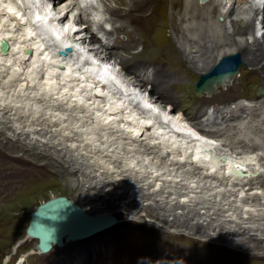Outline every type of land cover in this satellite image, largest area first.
Returning <instances> with one entry per match:
<instances>
[{
  "label": "bare ground",
  "instance_id": "obj_1",
  "mask_svg": "<svg viewBox=\"0 0 264 264\" xmlns=\"http://www.w3.org/2000/svg\"><path fill=\"white\" fill-rule=\"evenodd\" d=\"M36 1L39 0H0V40L5 39L9 44V49L5 52V54L0 53V110L5 111L4 113L5 115H7V119L12 115V117H10L11 122L12 120L16 121L17 123L18 121H20L21 123L26 122L25 124H23V126L25 125L26 127L29 123L32 124L33 126H35L36 124L35 127H39L37 125H39L40 123L41 126L46 125L48 127L51 126V128L52 126H55L56 128L59 127L57 134L60 135V138L63 141L66 140L67 142L68 141L67 139H69L70 143L66 144L65 146L68 145V148L71 150L75 148L74 150L78 152L80 151V153L81 151L89 152L90 150H94L95 146L98 145V147L100 148V151L99 148L97 149V151L100 152V155L98 156H101L102 154L103 155L100 157V161H98L99 163L98 164L95 163V167L97 166L98 167L96 168V170L93 171L94 173L92 172L91 173L95 177L102 174L108 175L107 176L108 179H106L107 178L106 176L103 179V182L107 180L106 182H108L107 183L108 186H101V185L97 186L96 183L99 181L91 177V180H86V182L88 183V185H90L91 183H94V185L93 186L90 185L91 188H89L88 190V188H86V182L84 183L82 181H78L77 179H73L72 177H69L68 179L66 178L67 180L64 181L66 187L69 188L71 186L74 187V184L76 186L78 182H80V188L81 189L83 188L82 191L84 190L85 192L83 193V196L81 198V200L83 199L82 203L77 202L73 199H69V200L72 203L76 204L78 207H80L83 210V212H85L87 215H91V216L103 215L109 213L107 212V210H105V208H108L109 206H113V204L116 202L118 205L127 208V210H129V213L133 214L132 216H134L135 214L141 216L137 213L138 211L143 210L145 212V215L150 216L155 220L162 221L165 224H167V226H165L166 228L174 226L176 228H181V230L183 231H187L188 233H190V235L194 234L198 236H204L209 239L212 238L213 241L211 240L209 241V239H206L203 240L204 242L202 243L208 246L209 244L214 245L217 249V251L215 252H217V254L220 255L226 252L234 251L236 254L240 255L241 257H246V255L249 254V251H253L254 249L257 252L259 250H263V247H261L259 243L264 241V236L261 237V235H264V226H261L262 224H264V221L263 223L259 222L258 224L260 225H256L255 216L257 215L254 214V211L252 210L243 211V208H241V211L243 212L240 211V213L234 212L233 209L232 210L233 212L230 214L227 213L220 214L223 211L226 212L227 210H231L232 207L231 208L230 206L225 207V205H227L228 203L225 205L218 203L219 200L217 198L216 199L218 201L213 202L215 201V199H213L212 201V199L208 198L207 196L206 197L203 195L192 196L189 194L190 189L186 190L187 188L186 186H185V190H186L185 191L180 188L181 186L179 187L180 189H178V187L176 188L175 187L176 184L175 186H173V184L169 185L168 183H166L167 186H165V183L164 184L162 183L161 184L162 187L159 188L158 191H156L155 190L156 183L152 185L151 182L148 181V177H146V173L144 175L145 178L143 179L138 178V176L137 178L134 179L132 178V176L129 175L127 170L130 166H132L131 163H129V161L130 162L133 161L131 160L127 161L126 157H128V155H126V157L122 156V154L118 153L117 151V149L118 150L120 149L119 152L122 151L124 155L127 153L129 154L131 151L135 152L136 150H137L136 152H142V154H145L148 157H150L152 154L157 158V160L160 159L161 161L167 162L168 166H171V168L169 167V170L173 171V173L174 171L175 173L180 172V174L183 172H190L191 171L190 169L186 168L187 170H185V166L186 165L190 166L192 164L194 168L193 169L191 168L192 172H190L191 174L189 176H192L194 178L197 177V180L204 179L205 181V179H210V182L212 181L215 182L216 180V183L217 181H219V184L224 185V187H226V185L228 184H229L228 186L237 185L238 187L241 183H243L241 185L245 186L246 184H248L249 186L247 187L248 189H256V191L253 190L254 192H251V194L248 193L250 195H248L247 193L241 195L242 187H240V189H236V188L234 190L230 189L231 195H234L236 197V199L233 198L234 200H239L241 202H244L249 199H258L260 195L263 197L264 183H262V181H257L259 177L264 175V161L262 160V157L260 159L262 160L261 164H259V161L257 160L259 154L255 156L242 154L243 157L235 159L231 157V155H226L220 152L216 153L215 145L217 144H215L214 139L211 136H216V133H218L220 130L206 131L202 129L201 131H205L203 134L198 130H196L193 126H191L190 123L185 121V119L180 113L175 112V108H176L175 105H171L170 107L169 103H167L168 105L164 106L162 111L156 112V110L152 108L150 104V102L152 101L154 102L158 101L160 103L163 102L164 100L160 99L157 92L158 90L167 92L168 87L170 86L171 83L169 81L164 80L166 78V75L164 74V72H161L162 70L160 71V67L156 66L161 64L164 65V60L173 58L176 62L175 66L173 67V72H176L175 74L180 73V77H182L181 74L184 73V76L190 75V71H192L188 68L189 66L183 69L184 67L182 63L183 57L189 62L193 71L200 70V74H204L214 64L220 61L223 58L222 56L224 54L228 55L229 53L232 54V52H234L235 49H233L232 51L226 50L223 53L219 51L214 55L212 53V50L215 47H217V45L216 44L215 45L213 44L214 46L212 45L213 40L211 36L207 33V30L205 29L208 21L211 20L210 15L214 14V12L217 11L215 8L217 7V5L221 3V0H207V2L210 3V8H211L210 10L207 9L206 7L207 2L205 0H201L202 1L201 4L199 3V0H197V2H194V0H183V1L182 0H47L51 5V10H46V9L35 10V7L33 8L32 4L33 5L36 3L38 4V2ZM228 1H231V6L228 7L227 11L224 13V18L225 16H228L229 14H233L234 12H237L238 15L241 14L245 15V17L240 18V20L231 18L228 21L225 20V23L222 24L217 23V25L221 26L226 32L228 31V29H230L233 26V23L237 24L238 23L237 21L242 22L244 19H246L245 27H250L251 30L249 32H251L254 27L253 24H254V20L256 19L255 18L256 15H258L261 11L262 12L264 11V0H228ZM160 3H163L164 6L160 5ZM243 5H246L247 7L243 8ZM165 8L170 9V14H172V17H174L173 12L176 9L179 8L180 10H182L183 13L182 15H180L181 16L180 20L186 22L185 24L187 25L191 23L190 27H187L189 28V30H192L193 27H196V30L199 31L197 32L199 33L197 36H193L191 38L192 42L189 44L188 49L184 48L182 50H177V48L174 46L175 43H172V41H168L167 39H163V37L158 34L157 32L158 29L160 28L165 29L164 27L167 26L166 21H168V24L170 23L173 26L179 25L177 21L179 18L172 19L162 15L164 14L163 11L166 10ZM101 11L106 12L109 15L108 20L110 19L113 22L121 21L122 25L120 24L119 26L115 27L114 29L115 32L117 31L119 32L120 30L122 31L125 30L126 34L129 35V37L132 38L133 36H135L136 39L135 40L132 39L126 42H121L119 41L118 37L114 38L111 32L104 29L102 26V22L104 23V21L107 20L108 16L106 15L103 18L102 16L98 17L99 12ZM208 11H209L208 14H210L209 17H207L205 14ZM246 15L248 16L246 17ZM250 15H254V19L253 18L249 19ZM168 18L170 20H168ZM124 19L129 20L130 25H128V27H126L127 26L126 24H125L126 26L124 25L123 23ZM194 19L197 22H194V24H192ZM54 21L56 22L65 21L67 23L64 26H57L54 23ZM262 21L263 23L261 24ZM262 21L260 22L261 27L264 26V20ZM141 22L143 23L144 28L147 29V31L149 32L148 37L143 32H141V30L143 31V29L139 27L140 26L139 24ZM203 22H205L206 24ZM94 25L96 27L92 28ZM135 29H138L140 31L138 35ZM98 34L101 35L98 36ZM261 37L263 38V35H261ZM110 38H112V42H113V43L111 42L112 44L108 43L111 41L109 40ZM251 38L252 39L249 43L245 42L242 45H240L242 47L240 49H243L246 52L245 55L246 57L244 60L246 64L249 65V68L251 66V70L253 72L261 71L263 73L264 72L263 42L259 41V38L256 36V34ZM221 39L223 38L221 37ZM232 41L234 45L237 43L235 39H232ZM137 43H140L142 45L143 54H141V56H138L137 54L129 55L130 49L133 48V46H135ZM84 45H87L88 52L93 53V56H95V58L93 56L87 57L86 52L81 49L83 47L86 48ZM67 47H71V49ZM120 49L122 51H120ZM27 51L30 52L28 55H27ZM144 54H146L147 57L148 56L150 57V55L151 56L156 55L155 57H159L158 64L156 65L152 64L149 62V60L146 61L140 60L142 58L143 59L145 58ZM236 55L239 62L242 63V61H240L241 60L240 54L238 53ZM109 56L110 57L112 56L114 60ZM101 59H108L111 61L113 60L112 62H114L116 59L118 63L123 68H125L126 71H128L129 79L127 81L121 79V77L118 76L119 73H115L114 65L111 64L105 65V63H103ZM150 66L152 67L151 71H153L152 76H154V80L155 78H159L160 80L159 79L157 80L159 81L157 82L158 86H156L155 83H153L151 84V88L147 90V87L144 83V81H147V77L142 75V72ZM237 69L238 67L234 71L226 72L217 78H210L206 80L200 86V88L197 91H195V93L199 95L204 93L208 94L211 91L216 92V89L223 88V86H226L230 78L232 79L231 80L232 83L234 79L231 76L235 74ZM135 88H138L140 90L143 88V90L146 91L145 94H147L148 98L143 97L141 93L136 92ZM2 98H4V101ZM260 103L261 101L259 102V104ZM235 107L240 110H245L248 108V107L245 108L244 105L241 104H236L234 108ZM229 112L230 111L220 112L219 117L221 118V122L222 119L224 120L229 119L227 117V114H229ZM231 112L234 113L235 111H231ZM46 114L49 115V117L46 116ZM5 115L1 114V116H5ZM8 122L11 124L9 120ZM68 122L70 124H68ZM9 123H6L5 120L0 119V163L3 161L4 162L7 161L10 164H12L10 160L21 161L22 162L21 164L28 169L27 170L28 172L30 170L31 164L32 165H38V164L36 162L30 163L31 161H29L28 159H25L23 157L14 154H10L11 152L10 153L5 152L3 148V143L7 145V147L8 144H10L9 139L11 138L5 135V130L8 127ZM13 124L15 125V123ZM18 127H20V125ZM42 128L43 127H40L38 131L36 128L38 134L44 131L41 130ZM56 128L54 129L56 130ZM72 128L76 129L75 132H73ZM22 130L24 131V129ZM47 133H49V131H47ZM51 134L54 135L52 131L50 135ZM98 134L102 136V139L103 141H106L105 142L106 144H109V147L111 146V148H113L111 151L110 148H107L108 145L104 144L105 147H103L104 145L99 146L103 141L102 140L99 141L98 138L100 136L97 138ZM21 137L23 138V136ZM74 138L77 142L76 141L73 142ZM51 139L54 138L51 137ZM49 140L47 143H49ZM97 142H99V144H97ZM59 144L60 143H58V145ZM10 146L12 147V144ZM14 147L15 149H19L20 151H24V152H27V150L30 149L32 150V154L35 155L34 157L36 158L41 157L40 156L41 150L39 149V147H37L39 149L38 151L36 148L35 149L34 147L31 148L30 145L28 146L25 144L24 145L22 144V146L15 145ZM43 151L44 150H42V152ZM61 152L63 151L61 150ZM115 152L116 155L114 154ZM134 152L132 153L134 154ZM94 155L97 154L94 153ZM181 155L183 156L184 161L176 158L177 156H181ZM76 156L78 155L76 154ZM48 157H49L48 159L52 158L51 155H49ZM87 160L89 159L87 158ZM254 160L255 162L253 163L252 161ZM156 163H158V161ZM64 165L65 164L63 163V166ZM74 165L77 167L78 164L77 165L74 164ZM39 166L40 167L43 166V163L40 164ZM63 166H60V168H62L65 172H68L69 174V171H71L70 168L71 166L69 168L67 167L68 169ZM256 166H258V168H256ZM144 169L146 168L144 167ZM234 169L241 170V175L239 174L237 175ZM9 172L11 171L9 170ZM19 172L21 171L19 170ZM246 172L250 173V174L248 173L249 174L248 178L245 177L246 175L244 176ZM10 174L11 173H9L8 175ZM85 175H83L84 179H86ZM186 175L188 176V174ZM0 176L2 175L0 174ZM4 176L6 175L4 174ZM141 176L143 175H140L139 177ZM11 178L13 177L11 176ZM116 183L117 185L119 183L120 184L117 186ZM199 183L200 182H198L197 184ZM177 185L180 184L177 183ZM151 186H152V190L150 189ZM107 187L108 189H106ZM113 187L115 189L116 187H118L121 190L120 191L113 190L114 189ZM189 187L190 186H188V188ZM131 188L135 190L134 194L136 195L132 199H130V197L127 195L129 189ZM257 189L259 190L257 191ZM139 194L141 195V198H138ZM206 194H208V192ZM181 195L188 198L187 200L189 202L188 204L181 203L182 200L178 199V197ZM217 196L219 195L217 194ZM157 197L159 198L157 199ZM125 198H128V201L125 202L123 200ZM144 198L152 199L156 201L157 205H160V202L161 204L163 202L166 204V202L171 203L175 201L173 204H175V207L177 206L178 208H180L182 212L181 214L178 215L176 213L172 214L169 211V213H171L170 216L172 215L173 217L172 219H169L168 215L166 216V214H161V213L159 214L158 212H156L157 210L155 211V207L157 205L153 207L151 203H148L149 205L144 206L142 200ZM185 200L183 199V202ZM233 203L236 204L235 201ZM202 209L204 210L203 212L201 211ZM246 213L248 217L245 218L243 217V214ZM262 213L264 214L263 211ZM131 219L135 221L136 218H131ZM199 219L203 220L202 223L199 222ZM263 219L264 218H262V220ZM137 220H138L137 225H140L139 221H141V219L137 218ZM191 220H195V222H191ZM178 222H182V223H178ZM203 222H205V225H203ZM254 222L256 226L251 224ZM116 223L117 220H115V223L106 229L113 227L114 225H116ZM211 223L212 225H210ZM227 224L230 225L227 226ZM219 225L222 226L221 228L223 227L227 228L226 233L229 234L231 233L230 227L232 225L233 229L236 228L235 230L237 233H239L238 235H240V238L237 239L236 241H233L232 239L229 241L227 235L223 234L220 231L221 229L220 227L217 228L218 231L217 229H215L216 226ZM141 228H142L141 230L145 232L153 231V234L157 235L156 237L168 231L165 229L155 227L153 222L142 225ZM100 232H97L91 236L93 237L94 235H97ZM178 233L180 234L181 232ZM237 233H233V234L237 235ZM139 234L141 233H138L137 235ZM142 234L140 236H143ZM91 236L87 238H90ZM85 239H80V241ZM214 240H216V242ZM77 241L78 240L64 241L62 239V244L60 246L52 245L49 250H51L53 247L59 248V247H63V245H65L66 243L73 244ZM138 241L139 243L144 244L143 239L139 238ZM247 241L251 242L250 245L253 246L247 245L246 244ZM232 243L238 244L236 246L237 247L239 246L238 248L239 250L238 249L236 250V248L234 247V245H232ZM36 244L37 242L35 243V245ZM194 246L196 247V244H194ZM137 248H135L136 251ZM111 251H113V249ZM191 251L193 250L191 249ZM209 252L208 255L210 254ZM189 253L191 252L189 251ZM202 253H200L199 255H202ZM187 254L188 253L186 252L182 253V251L171 253V255L168 257L169 262L166 264H189V263L193 264L192 261L194 260L192 259L188 260L189 256L187 257ZM74 256L72 258H74ZM129 257L131 258V256ZM212 258L211 261L209 260L210 264H221V262H219L221 258L219 257H215L213 259ZM165 259L163 258V260ZM18 260H20L19 261L20 263L18 264L23 263L22 256H20ZM156 260H158L157 257ZM205 260L207 259L205 258ZM74 261H76L75 258ZM74 263L79 264V262H74ZM83 263L84 262H82V264Z\"/></svg>",
  "mask_w": 264,
  "mask_h": 264
},
{
  "label": "rangeland",
  "instance_id": "obj_2",
  "mask_svg": "<svg viewBox=\"0 0 264 264\" xmlns=\"http://www.w3.org/2000/svg\"><path fill=\"white\" fill-rule=\"evenodd\" d=\"M205 1L207 2V0H205ZM227 1L228 0H225V1L221 0V3L219 5H217V7L215 8L217 11L214 12V14H212V13H211L212 15L208 14L209 11L207 13H205L207 17H209V15L211 17V20L208 21L205 29L207 30V33L211 36V38L213 40L212 45L213 44L217 45V47H215L212 50V53L214 55L219 51L221 53H223L226 50L232 51L233 49H235V50H234V52H232V54L231 53H229L228 55L224 54L222 57H227V56L235 55L238 53L240 54V58H241L240 61H242V63L239 62L238 66H237L238 67L237 71L235 72V74H233L231 76L234 79V81H232V83H231L232 79L230 78V80L228 81L226 86H223V88L216 89V92L211 91L208 94H206V93L199 94L200 95L199 96L194 91V84L197 81V79L199 78V76L202 74H200V70H194L195 71L194 72L193 69L191 68L189 62L184 57L182 58V63L184 66L183 69H185V67L189 66L188 68L192 71H190V75L184 76V73L181 74L182 77H180V73L175 74L176 72H173V67L176 64V62L173 58H169V59L164 60V65L163 64L156 65L159 62V57H155L156 55H154V56L150 55V57L149 56L147 57V55L144 54L145 58L144 59L142 58L140 60H144V61L149 60L150 63L155 64L157 67H160V71L162 70L161 72H164V74L166 75V78L164 80L171 82L170 86L168 87L167 92H164L161 90H158V92H157L160 99L161 100L163 99L165 102L164 101L161 103L158 101L150 102L151 107L154 108L156 110V112L162 111L163 107L168 105L167 103H169L170 107H171V105H175V107H176L175 112L180 113L183 116V118L185 119V121L190 123L191 126H193L199 132L204 134L205 131H201L202 129L206 130V131L220 130L218 133H216V136H211L214 139L215 144H217V145H215V147H216L215 152L216 153L220 152V153H223L226 155H231V157H233L235 159L241 158L245 154H247L249 156H251V155L255 156V155L259 154L260 157L258 156L257 160L259 161V164H261L262 163L261 161L262 160L264 161V72L263 73L261 71L253 72L251 70V66L249 68V65H247L245 60H244L246 57L245 56L246 52L243 49H240V48H242L240 45H242L245 42L249 43L252 39L251 37L254 36L255 34L259 38V41L263 42V45H264V26L261 27V24L263 23L262 20H264V11L263 12L261 11L258 15H256V17H255L256 19L254 20V24H253L254 27H253V30L251 32H249L251 30L250 27H245L246 19H244L242 22L237 21L238 22L237 24L233 23V26L230 29H228L229 32L228 31L225 32L221 26L217 25V23L222 24V23H225V20L228 21L231 18L240 20V18L245 17V15H242V14L238 15L237 12H234L233 14H229L228 16H225V18H224V13L227 11L228 7L231 6V1H228V2ZM36 2H38V4L37 3L34 5L32 4V7L33 8L35 7V10H41V9L42 10H44V9L51 10V5L47 0H39ZM194 2H197V0H194ZM199 3L201 4L202 1L199 0ZM206 4H207L206 5L207 9L210 10L211 9L210 3L207 2ZM160 5H163V3H160ZM246 7H247L246 5H243V8H246ZM165 9H166V10H164L165 12L163 11L164 14H162V15L169 17V18H172V19L173 18H177V19L179 18L177 20L179 25L173 26L170 23L168 24V21H166L167 26L164 27L165 29H163V28L158 29L157 30L158 34L161 35L163 37V39H167L168 41H172V43H175L174 46L177 48V50H182L184 48L188 49L189 44L192 42L191 38L193 36H197L199 34L197 32H199V31L196 30V27H193L192 30H189V28H187V27H190L191 23L189 25H187V24H185L186 22H183L182 20H180V17H181L180 15H182L183 11L180 10L179 8L173 12L174 17H172V14H170L169 8H165ZM106 15L108 16L107 20L104 21V23L102 22V26L104 29L111 32V34H112V36H114V38L118 37L119 41H121V42H126V41H130L132 39L133 40L136 39L135 36H133L132 38L129 37V35L126 34L125 30H123V31L120 30L119 32L118 31L115 32V30H114L115 27L119 26L121 24V21L113 22L110 19L108 20L109 15L106 12H103V11L99 12L98 17L102 16V18H103ZM247 16L248 15H246V17ZM169 18H168V20H170ZM251 18L254 19V15H250L249 19H251ZM172 19H171V21H172ZM194 22H197V21L194 19L192 24H194ZM260 22H261V24H260ZM123 23H124V25L125 24L127 25V26L125 25L126 27H128V25H130L129 20H127V19H124ZM203 23H205V22H203ZM139 25H140L139 27H141V29H143V31L141 30V32H143L148 37L149 32L147 31V29L144 28L143 23L141 22ZM95 27L96 26L94 25L92 28H95ZM94 31H96V30H94ZM135 31H136L137 35L140 33V31L138 29H135ZM145 32H148V33H145ZM185 34H187V35H185ZM100 35L101 34H98V36H100ZM155 35H156V33H155ZM261 35H263V38L261 37ZM221 37L223 39H221ZM232 39H235L237 41V43L235 45H234ZM109 40H111V41L108 43H111L112 38H110ZM229 41H231V42H229ZM238 42H239V44H238ZM186 43H187V45H186ZM219 43H221V44H219ZM84 46L86 48L83 47L81 49L86 52L87 57L93 56V53L88 52L87 45H84ZM117 50H119V49H117ZM120 51H122V50L120 49ZM129 52H130L129 55L137 54L138 56H141V54H143L142 45L140 43H137L135 46H133V48L130 49ZM93 57L95 58V56H93ZM110 58H112L114 60V58L112 56ZM115 61H114V63L116 64V66L118 68V71H117V73H119L118 76L121 77V79H123L124 81H127L129 79L128 71H126V69L123 68L118 63V61L116 59H115ZM150 67H148L146 70H144L142 72V75L147 77V81H144V83L147 87V90L151 88V84L155 83V85L158 86L157 82H159V81H157L159 78H155V80H154V76H152L153 71H151L152 67H151V69H150ZM171 73H173V74H171ZM225 87L227 90L225 89ZM135 91L141 93L143 97L148 98L147 94H145L146 91L143 90V88L141 90L138 88H135ZM166 98H168V99H166ZM2 99L4 101V98H2ZM260 101H261V103L259 104ZM236 104L244 105L245 108L248 107L247 108L248 110L247 109L240 110V109H237L236 107L234 108V106ZM251 107H252V109H251ZM222 111L223 112L230 111L229 114H227V117L229 119H226L227 121L222 119L223 123L221 122V118L219 117L220 112H222ZM231 111H235V112L233 113ZM4 112L5 111L0 110V119L5 120L6 123H9L8 120L11 122L10 117H12V115L7 119V115H5ZM1 114L2 115L4 114L5 116H1ZM246 114H247V116H246ZM46 116L49 117V115H47V114H46ZM4 117H6V118H4ZM19 122L20 121H18V123ZM214 122H216V123H214ZM13 123H15V125ZM18 123L16 121L12 120L11 124H13L14 126L11 125L10 123L8 124V127L5 130V135L9 136V138H11V139H9L10 144L7 143L8 144V147H7V145H5L3 143V148H4L5 152H8V153L11 152L10 154H14V155L23 157L25 159H28L29 161H31L30 163L36 162L38 165H32L31 164L30 170L27 172L28 169L21 164L22 163L21 161H15V160L11 161L10 160V162L12 164H10L7 161H5V162L3 161L0 163V174L3 176V177L0 176V264H18V263H20L19 262L20 260H18V258L20 256H22V258H23V263H21V264H63L64 261H65L64 264H76L74 262H79V264H82V262H84L83 264H94V263L95 264H103V262H104V264H116V263L117 264H129V263L130 264H133V263L134 264H154V262H155V264H164V263L166 264L169 262L168 257L171 255V253H175V252H179V251H182V253H185V252L188 253L187 254V257L189 256L188 260H190V259L194 260V261H192L193 264H200V263L201 264H208V263L210 264L212 257L213 258H215V257L221 258V260H219V262H221V264H225V263L226 264H230V263L231 264L232 263L233 264H264V241L259 243V245L261 247H263V250H259L258 252L255 251V249L253 251H249V254L246 255V257H241L240 255L236 254L234 251L226 252V253H223L220 255V254H217V252H215V251H217V249L214 245L209 244V246H208V245H204L202 243V242H204L203 240H206L209 238H206L204 236L194 235V234L190 235V233H188L187 231H183V230H181V228H176L174 226L166 228L165 226H167V224H165L162 221L155 220L154 218H152L150 216L145 215V212L143 210H140L137 213L141 216H138L136 214L134 216H132L133 214H130L129 210H127V208H124L121 205H118L117 202L114 203L113 206H109L108 208H105V210H107V212H109L106 215H110V216L114 217L115 220H117L116 225H114L113 227L106 229V230L98 233L97 235H94L93 237L91 236L90 238L85 239L87 241L82 240L83 241L82 242V241L78 240L77 242H75L73 244L66 243L65 245H63V247H59V248L53 247L51 250H49L48 252L43 253V254L37 253L36 249H35L36 240L28 238L25 234V230H26V227L28 225L31 213L34 212V210L39 205H41V204L45 203L46 201L51 200L55 197H59V196L66 197L67 199H73L77 202L82 203L83 199L81 200V198L83 196V193H85V192H84V190L82 191L83 188L82 189L80 188V182H78L79 185L77 184L75 186V184H74V187H72V186L70 188L66 187L64 184V181L67 180L69 177H72L73 179H77L78 181H82L84 183L86 182V180H91V177H92V178L97 179L99 181V182H97V180H96L97 186H100V185L101 186H108V184H107L108 182H106L107 180L106 181L104 180L105 182H103L104 177L105 176L107 177L108 175H105V174L99 175L98 174L99 176L95 177L92 174V173H94L93 171L96 170V168L98 167V166L95 167V163L98 164L99 163L98 161H100V157L103 155L102 154L101 156H98V155H100V152H99L100 148L98 147V145L95 146L94 150H90L89 152L88 151H86V152L81 151V153H80V151L79 152L75 151L74 150L75 148L71 150L68 148V145L65 146L66 144H68L70 142H69V139H67L68 140L67 142H66V140L63 141L60 138V135L57 134L59 127L56 128L55 126H52V128H51V126H49V127L46 125L41 126L40 125L41 123L39 125H37L39 127H35L36 124H35V126H33L32 124L29 123L30 125L28 124L29 126L27 125V127L24 125L26 127L25 128L23 126V124H25L26 122L25 123L20 122L19 124ZM42 124H43V122H42ZM64 124H65V122H64ZM68 124H70V123L68 122ZM19 125H20V127H18ZM32 126L35 128H33ZM44 126L46 127L47 131H49V133H47ZM11 127H13V128H11ZM40 127H43L41 130H44V131H42V132H40V134H38L37 131L39 130ZM21 128L24 129V131ZM36 128H37V131H36ZM54 128H56V130ZM72 129H70V130H72ZM25 130H27L30 133H28ZM75 130L76 129H73V132H75ZM51 131L54 133V135L56 133V135L55 136L53 134L50 135ZM97 131H99V130H97ZM15 132L17 133V136H16ZM18 134H20V135H18ZM45 134H46V136H45ZM21 136H23V138ZM42 136H45V137H42ZM51 137H53L54 139H51ZM97 138L99 139V141H101V140L103 141L102 136L100 134H98ZM18 139H19V141H18ZM47 139L48 140L50 139L49 143H47L48 142ZM98 139H97V141H98ZM142 139H144V138H142ZM75 141L76 140L74 138L73 142H75ZM13 142H15V143H13ZM57 142L60 144L58 145ZM105 142L106 141H103L99 146H103L104 144L108 145L107 148H110V151H111L113 148H111V146L109 147V144H106ZM11 144H12V147L10 146ZM14 144L18 145V146H20V145L22 146V144L23 145L25 144L28 146L30 145L31 148L34 147V149L36 148L37 151L40 149L41 150V152H40L41 157H39V158L34 157L35 155L32 154V150H30V149H28L27 152L20 151L19 149H15ZM97 144H99V142H97ZM105 145L103 147H105ZM37 147H39V149ZM50 147H53V148H50ZM61 148H63V149H61ZM98 148H99V151H97ZM52 149H54V150H52ZM42 150H44V151L42 152ZM47 150H49V151H47ZM61 150L63 152H61ZM73 151L75 152V154ZM117 151H118V153L122 154V156L126 157V155H128V157H126L127 161L128 160L133 161V162L129 161V163H131V165H132L128 168V170L129 169L130 170L129 171L127 170L129 175L132 176V178H134V179L137 178V176H138V178L143 179V178H145L144 175L146 173V177H148V181L151 182L152 185L156 183L155 184V190L156 191H158V189L162 187V185H161L162 183L163 184L165 183V186H167L166 183H168L169 185L173 184V186H175V184H176V186H175L176 188L178 187V189L181 188L183 190H185V186H186L187 187L186 190L190 189L189 194L192 196H195V195H197V196L203 195L205 197L207 196L208 198H211L212 201H213V199H215V201H213V202H217L219 200L218 203L224 204V205L227 203L229 204L231 202L229 205L228 204L225 205V207H228V206H230V208L232 207L231 210H227L228 212L223 211L220 214H226V213L230 214L233 211L240 213L241 208H243V211L244 210L245 211L252 210V211H254L255 215H257V216L261 215L260 217L255 216L256 225H260L258 223L259 222L263 223V221H264V219L262 220V218H264V214L262 213V211L264 212V195H263V197L260 195L258 199H249V200H246L244 202H241L239 200H234L233 198L236 199V197L234 195H231V193H230L231 190H234L235 188L240 189V187H242L241 195H244L245 193L251 194V192H254L253 190L256 191V189H248L247 188V187H249L248 184H246L244 186V185H241V184H243V183H241L238 187H237V185H235V186L230 185L231 186L230 187V186H228L229 185L228 184V185H226V187H224V185L219 184V181H217V183H216V180H215V182L212 181V182H214V183H212V182H210V179H205V181H204V179H202L203 180L202 181L201 179L197 180V177L194 178L192 176H189L191 174L190 172H192V169L194 168V166L192 164L190 166L189 165L185 166V170L190 169L191 170L190 172H183L180 174V172L175 173V171H174V173H173V171L169 170V167L171 168V166H168L167 162L161 161L160 159L157 160V158L152 154H151V156L149 155L150 157H148L145 154H142V152H136L137 151L136 150L135 152L131 151L129 154L127 153L124 155V153L122 151H121L122 153L119 152L120 149L119 150L117 149ZM93 152L96 153L97 155H94ZM132 152H134V154ZM51 153H53V154H51ZM46 154H47V156H46ZM48 154L52 156L51 159H48L49 158ZM76 154L78 156H76ZM84 154H86V155H84ZM114 154L116 155V152ZM88 155H90V156H88ZM130 155H132V156H130ZM84 157H86V158H84ZM132 157H133V159H132ZM261 157H262V160H260ZM81 158H83V159H81ZM87 158L89 160H87ZM95 158H97V159H95ZM144 158H146V159H144ZM176 158L184 161V158L182 155L177 156ZM36 159L38 160V162ZM92 159H93V161H92ZM94 159L96 162L94 161ZM79 160H80V162H79ZM45 161H47L48 163ZM147 161H149L151 163H149ZM157 161H158V163H156ZM159 162H160V164H159ZM252 162L254 163L255 160ZM42 163H43V166L40 167L39 165ZM63 163L65 164L64 166H63ZM141 163H142V165H141ZM74 164H76V165L78 164L77 167ZM53 165H56V166H53ZM79 165H81V166H79ZM60 166H63L65 168H67V167L69 168L71 166L70 167L71 171H69V174H68V172H65L62 168H60ZM93 166H94V168H93ZM144 167L146 169H144ZM158 167H159V170H158ZM162 167H163V169H162ZM131 168H132V170H131ZM167 168H168V170H167ZM256 168H258V166H256ZM79 169H80V171H79ZM9 170L11 172H9ZM19 170L21 172H19ZM145 170H146V172H145ZM166 170H167V172H166ZM137 171H138V173H137ZM77 172L79 173V175ZM9 173H11L10 175L13 178H11V176L8 175ZM82 173H84V174H82ZM185 173L188 174V176ZM248 173L249 172H246V174H244V176L246 175L245 176L246 178H248V176L250 174V173L249 174ZM4 174L7 177L4 176ZM134 174H136V175H134ZM160 174H162V175H160ZM166 174H168V175H166ZM83 175H85L86 179H84ZM140 175H143L144 177L143 176L139 177ZM174 175H176V176H174ZM190 177H191V179H190ZM5 179H7V180H5ZM106 179H108V177ZM11 180H12V182H11ZM257 181H262V183H264V175L259 177ZM8 182H9V184H8ZM101 182L103 185L101 184ZM173 182H175V183H173ZM198 182H200V183L197 184ZM117 183H116V185H117ZM177 183L180 185H177ZM203 183H206V184H203ZM90 185L93 186L94 183H91ZM90 185H88V183L86 182V188H88V190H89V188H91ZM196 185L198 188L196 187ZM114 186H115V184H114ZM188 186H190V187L188 188ZM117 188L118 187H116V189L114 188L113 190H119V191L121 190L120 188H118V189ZM261 188H263V187H261ZM106 189H108V187ZM150 189L152 190V186ZM258 190L259 189H257V191ZM134 192H135L134 189H132V188L129 189L127 195L130 197V199H132V198H134V196H136L134 194ZM207 192H208V194H206ZM209 193H210V195H209ZM217 194L219 196H217ZM250 194H248V195H250ZM212 195H213V198H212ZM106 196H107V194H106ZM138 198H141L140 194H139ZM158 198L159 197H157V199ZM178 199L182 200L181 203H185V204L189 203L187 201L188 198L185 196L181 195L178 197ZM183 199L184 200L186 199V200L183 202ZM123 200L126 202V201H128V198H125ZM142 200H143L144 206L149 205L148 203H151L153 205V207L157 205V202L152 200V199H145L144 198ZM234 201L236 204L233 203ZM174 202L175 201H173L171 203L166 202V204L163 202L162 203L163 205L160 202V205H157L155 207V211L157 210L156 212H158L159 214L160 213L166 214V216L167 215L169 216V219H172L173 218L172 215L170 216L171 213L172 214L176 213L179 215L182 212V210L180 208H178L177 206L175 207V204H173ZM237 203H238V205H237ZM161 209H162V211H161ZM163 209H164V211H163ZM169 211L171 213H169ZM201 211L203 212L204 210L202 209ZM243 211H241V212H243ZM163 212H165V213H163ZM243 217H245V218L248 217L247 213L243 214ZM131 218H136V219L134 221ZM137 218L141 219V221H139L140 225H137V221H138ZM202 221H203L202 219H199L200 223H202ZM151 222L154 223L155 227L165 229L168 231L165 232L164 234L156 237L157 235H154L153 231L145 232V231L141 230L142 225H145L147 223L149 224ZM182 222H178V223H182ZM191 222H195V220H191ZM255 222L251 223V224L255 225ZM203 225H205V222H203ZM210 225H212V223ZM228 225H230V224H227V226ZM225 226H226V224H225ZM261 226H264V224H262ZM219 227L221 228L222 226H220V225L216 226L215 229H217ZM224 228L225 227L221 228L220 231L223 234L227 235L229 241L231 239L233 241H236L237 239L240 238V235H238L239 233H237L235 230L236 228L233 229L232 225L230 227L231 228L230 232L232 234L226 233L227 228H225V229ZM217 231H218V229H217ZM232 231H234V232H232ZM178 232H181L182 234L181 233L179 234ZM138 233H141V234L143 233L142 234L143 236H140L141 234L137 235ZM233 233H237V235H235ZM251 233H253V232H251ZM180 235H181V237H180ZM262 236H264V235H261V237ZM182 237H183V239H182ZM139 238L143 239L144 244L139 243V241H138ZM189 238L192 240H190ZM210 240L213 241L212 238H210L209 241ZM214 241L216 242V240H214ZM137 242H138V244H137ZM193 243L196 244L197 249ZM246 244L250 245L251 242L247 241ZM136 245L138 246V248ZM232 245H234L236 250L239 248V246L238 247L236 246L238 244L232 243ZM250 246H253V245H250ZM140 247H143V248H140ZM200 247H202V248H200ZM116 248H117V250H116ZM135 248H137V251ZM169 248L171 251L169 250ZM193 248H195L197 251ZM112 249H113V251H111ZM167 249L169 250V252ZM191 249L195 252L196 255L194 254L193 251H191ZM189 251L191 253H189ZM212 251H213V254H212ZM158 252L159 253L161 252V253L159 254ZM199 252L200 253L203 252L202 255H199L200 254ZM208 252L210 253L209 255H208ZM78 253L80 254V256ZM253 253H255V254H253ZM214 254H216V255H214ZM198 255H199V257H198ZM206 255L208 256V258ZM252 255H253V257H252ZM73 256L76 259V261H74V258H72ZM129 256H131V258ZM105 257H106V259H105ZM147 257H148V259H147ZM156 257L158 260H156ZM165 257H166V259H165ZM102 258H103V260H102ZM163 258L165 260H163ZM205 258L207 260H205ZM244 258H246V259H244ZM129 260H131V261H129ZM97 261H98V263H97ZM136 261H138V262H136ZM160 261H161V263H160Z\"/></svg>",
  "mask_w": 264,
  "mask_h": 264
},
{
  "label": "water",
  "instance_id": "obj_3",
  "mask_svg": "<svg viewBox=\"0 0 264 264\" xmlns=\"http://www.w3.org/2000/svg\"><path fill=\"white\" fill-rule=\"evenodd\" d=\"M5 47L6 44L2 43V50ZM238 64L236 54L223 57L207 72L199 76L194 84V91H197L206 80L234 71ZM114 223L115 219L110 215H87L69 199L59 196L39 205L31 213L25 232L37 238L36 248L44 252L52 245L60 246L62 239L64 241L83 239Z\"/></svg>",
  "mask_w": 264,
  "mask_h": 264
}]
</instances>
